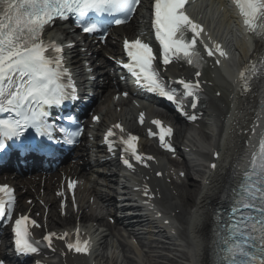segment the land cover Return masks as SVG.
Segmentation results:
<instances>
[{
    "label": "snow or ice",
    "instance_id": "1",
    "mask_svg": "<svg viewBox=\"0 0 264 264\" xmlns=\"http://www.w3.org/2000/svg\"><path fill=\"white\" fill-rule=\"evenodd\" d=\"M234 2L247 30L260 34V30L264 29V0ZM140 3L141 0H0V112L11 114L7 118H0V149L5 147L6 141L21 140L30 129L39 136H50L52 127L47 119L50 115L48 109L75 97L76 89L71 83V74L63 67L62 46L54 42L45 43L41 39L45 26L54 23L56 19L75 17V23L83 32L94 33L102 27L101 17L104 14L113 18L108 23L120 25L136 11ZM186 3L187 0L153 2V27L162 53V64L165 66L173 58L183 59L187 64L197 67L202 63L203 58L196 45L203 28L186 14ZM89 13L95 14V18L89 20ZM187 33H191L190 38L186 36ZM204 48L208 56L214 54L207 44H204ZM216 48L219 50V45ZM124 49L129 62L122 66L136 77L138 84L166 98L182 113L183 97H192L191 107H197L199 97L196 89L200 87L199 79L195 82L181 79L178 83L185 91L182 95L178 94L177 89L169 88L161 77L154 63L157 55L148 43L139 38L131 41L125 39ZM220 55L225 53L220 51ZM257 70V65L253 63L241 71L240 78L244 81L245 90ZM200 75V71L195 73L197 78ZM143 118L141 113V123ZM93 119L98 120L99 117L94 116ZM188 119L195 120V114L189 115ZM152 123L161 125L158 119ZM114 128L123 131L119 124L114 125ZM171 133L170 127H161L159 140L165 148L174 150L166 142V136ZM79 134V131L69 133L67 142L74 143L73 137ZM113 135V129L110 128L105 139ZM120 139L125 145L123 151L130 152L135 161L146 164V159H153L151 156L145 159L137 153L136 136L129 135L127 139L121 136ZM112 147L109 143L110 151ZM123 163L129 168L133 167L129 159H124ZM232 191L233 199L226 210V216L221 215L225 211L223 209L217 213L220 217L216 232L218 264H264V134L261 135L258 150L251 154L239 186ZM0 193L8 197L7 201L0 198V216H4L13 204V190L8 185H0ZM145 195H149L147 190ZM29 224L39 227L27 215H20L14 222L16 250L22 254L37 253L42 242L33 240ZM67 236L68 233H65L58 238L63 240ZM54 237H57L56 233H48L43 241L51 247ZM88 246L87 240L77 239L67 243L69 250L78 253L86 252Z\"/></svg>",
    "mask_w": 264,
    "mask_h": 264
},
{
    "label": "bare ground",
    "instance_id": "2",
    "mask_svg": "<svg viewBox=\"0 0 264 264\" xmlns=\"http://www.w3.org/2000/svg\"><path fill=\"white\" fill-rule=\"evenodd\" d=\"M237 52L240 57H244L247 54V49L237 47ZM218 77L221 81L220 88L223 91V96L213 99L210 103L206 112L208 123H202L198 132H185L183 129H179L176 133V139L183 149L192 150L195 156L205 159L212 155V153L208 155L206 149L218 147L220 140H222L220 137L225 122L231 118L234 110V108L233 110L230 108L233 106V102L229 96L230 91L226 88V81L223 80L220 73H218ZM228 128V126L225 127L226 138L228 139L226 150L215 172L207 173L205 166V170H198L197 177H193L188 168L189 165L194 167L192 163L184 164L182 169L175 170L172 167L174 165H168L167 159L163 156H156L152 171L145 169L143 172L142 175L150 182L155 196L148 212L151 215L159 214L161 220L148 217L143 220L125 218L122 221L136 222L129 227V235L131 234L133 238L139 241L145 256H136L127 239L124 236H119L123 240H118L111 233L115 232L112 229L100 231L96 229L94 232L89 229L91 236L101 237L98 238L100 250H98L96 259L87 263L83 260L65 258L61 264H184L186 254L181 252L177 255L175 250L169 249V247H175L173 244L166 245L162 242V240L167 239L164 234L166 233L168 236V232L163 229L162 223L166 219L170 220L168 228L177 231L178 236L187 243L194 264H207V253L214 241L213 238H210V234L212 235V204L223 198L235 181V164L239 152L233 143L234 135L227 131ZM148 151L151 152L150 149ZM158 170L162 171L163 177L156 178L153 176V171L155 173ZM180 171H185V180L181 182H179ZM168 176L174 177L170 184L166 182ZM175 183H180L181 186L176 185L174 187ZM104 195H110V188L106 189ZM171 217H174L176 221ZM48 220L54 227H63L68 223V221L60 222L54 218L53 209L48 214ZM115 233L118 234V232Z\"/></svg>",
    "mask_w": 264,
    "mask_h": 264
}]
</instances>
